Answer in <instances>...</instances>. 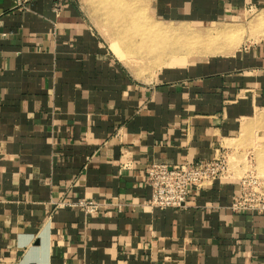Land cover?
<instances>
[{"label": "crops", "instance_id": "0c3cea01", "mask_svg": "<svg viewBox=\"0 0 264 264\" xmlns=\"http://www.w3.org/2000/svg\"><path fill=\"white\" fill-rule=\"evenodd\" d=\"M25 1L0 0V264H264V211L230 210L242 171L264 180V0H143L151 23L241 31L143 77L78 0ZM220 148L231 177L144 205L150 163Z\"/></svg>", "mask_w": 264, "mask_h": 264}, {"label": "rangeland", "instance_id": "374dc122", "mask_svg": "<svg viewBox=\"0 0 264 264\" xmlns=\"http://www.w3.org/2000/svg\"><path fill=\"white\" fill-rule=\"evenodd\" d=\"M78 6L87 19L89 18L103 34L124 42L121 44L124 49L114 51L122 54L120 58L125 66L133 68L134 72L142 77L152 74L161 65L175 59L210 55L213 50L221 53L222 44L226 51L235 50L241 33L239 30L234 37L216 36L209 42L200 40L194 43L191 39L194 32L204 34L207 31H195L176 24L151 23L146 19L147 9L143 0H140V3L138 0H78ZM139 9L142 10L141 15L135 13ZM129 13H131L130 17ZM168 30L170 33H166ZM244 156L243 170L246 169ZM260 160L261 155H256L258 169L261 168ZM258 174L260 175L261 172L259 171Z\"/></svg>", "mask_w": 264, "mask_h": 264}, {"label": "built area", "instance_id": "2783aa9c", "mask_svg": "<svg viewBox=\"0 0 264 264\" xmlns=\"http://www.w3.org/2000/svg\"><path fill=\"white\" fill-rule=\"evenodd\" d=\"M17 7H23L25 0H13ZM58 7L53 6V11ZM208 160L179 162L169 165L152 162L144 170V183L150 190V197L144 205L155 209H185L192 188L203 190L215 181L231 177L229 161L224 149ZM249 160V159H248ZM247 160V161H248ZM52 211L78 208L87 216L96 215L101 204L95 201H56L50 203ZM230 210L234 213L264 211V180L254 171H245L238 178V191L232 197Z\"/></svg>", "mask_w": 264, "mask_h": 264}, {"label": "bare ground", "instance_id": "6f19581e", "mask_svg": "<svg viewBox=\"0 0 264 264\" xmlns=\"http://www.w3.org/2000/svg\"><path fill=\"white\" fill-rule=\"evenodd\" d=\"M142 9V8H141ZM141 9H139V15H141L142 13V10ZM132 13V12H131ZM131 13H129V17H130V15H131ZM124 16H127V15H124ZM127 16V18H129ZM263 19V18H262ZM120 22V21H119ZM118 22V23H119ZM238 29H236V28H230V27H227V28H223V29H214V30H211V31H207V32H205L204 34L203 33H197V32H194L193 33V35L191 36V39H193V41H194V43H198V42H200V40L201 41H204V42H209V41H211L214 37H216V36H224V37H228V38H230L231 36L232 37H234L235 35H237L238 34ZM117 32V31H116ZM166 33H170V31L168 30V31H166ZM154 50V49H153ZM234 50H228V51H226V50H223V51H221V53L223 54V53H231V52H233ZM220 52V51H219ZM218 53V50L216 51H214L213 50V53L212 54H217ZM129 54V53H128ZM212 54H210V55H212ZM127 55V54H126ZM131 56L130 57H132V54H130ZM204 55H209V54H204ZM129 57V58H130ZM135 56H133V58H134Z\"/></svg>", "mask_w": 264, "mask_h": 264}]
</instances>
